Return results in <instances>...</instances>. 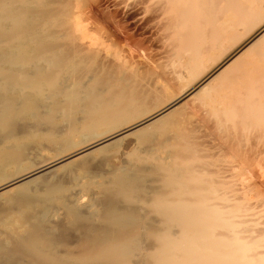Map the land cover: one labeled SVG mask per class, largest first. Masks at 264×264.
Wrapping results in <instances>:
<instances>
[{
	"label": "bare ground",
	"instance_id": "bare-ground-1",
	"mask_svg": "<svg viewBox=\"0 0 264 264\" xmlns=\"http://www.w3.org/2000/svg\"><path fill=\"white\" fill-rule=\"evenodd\" d=\"M212 1L164 6L181 13L173 64L187 81L264 22V0ZM72 8L0 0V264H264V209L248 196L264 156V45L241 61L264 29L164 106L118 53L83 44ZM183 98L199 101L218 152L180 128Z\"/></svg>",
	"mask_w": 264,
	"mask_h": 264
},
{
	"label": "rangeland",
	"instance_id": "rangeland-1",
	"mask_svg": "<svg viewBox=\"0 0 264 264\" xmlns=\"http://www.w3.org/2000/svg\"><path fill=\"white\" fill-rule=\"evenodd\" d=\"M51 1L59 2L61 0H51ZM66 1H68V0H66ZM218 1L220 4L215 3ZM221 1H224V0H215L214 2L212 1V3H215L214 5H216V4L219 5V6L216 5L218 8L222 5H225V3L222 4ZM69 2H71L73 5L72 10L83 16L84 21H85L84 24L86 25L85 27L87 28L86 33L91 37L89 40L86 39V40L82 41L83 44L91 43L90 41L92 40V37H93V40L94 39L98 40L97 42H98V44H100L99 48H101L103 50L101 52L102 53L101 55L107 56L105 60L111 59L112 58L111 56H113L115 53H118L121 56V58H123L125 61H127V64L129 62L137 70V73H138L137 75L138 76L140 75V76L139 77L136 76L135 78L139 79V80H136L134 78L133 81H135V82L137 81V83L140 85V86L138 85L139 88H141L142 90L147 91V92H151V91H153V93L155 91H157V93L159 92V94H157V93L156 94L159 96L158 97L159 99L163 98L161 100V101H163V103L167 100L168 101L170 100L172 102L174 99L180 97L183 93H185L189 88L191 89V88L195 87L196 85L200 84L212 72H214L217 68H219L222 65V63L224 62V60H227L228 58H230L231 54L233 55L234 51L238 50L241 47V45L243 47H245L244 43L246 42L248 44L251 41V39L254 38V36L256 34L255 32H259L260 30L264 29L263 28L264 22L262 20L263 23L260 22L261 24L259 23L258 24L259 26L255 27L256 28L255 31H252V30H251L252 32L250 31L251 34L253 33L252 35L249 34V31H246L245 33H247V32L248 33L246 35L244 34L245 36L243 37L245 40L243 39V41H241L242 38H238L237 41L239 40L238 41L239 43L238 42L236 43L233 41L237 45H235L232 42L233 45H235L236 47H230V45H229L231 50H229L227 52L224 51V52H226L225 53L226 56L224 55V57H223V54H221L222 55L220 57L221 59L216 57L217 62H215V63L206 62L205 67L207 69L209 67L208 70L204 67V69H206L207 71L206 70L205 71L203 70V71H204V73L205 72L206 73L203 74L202 76H200V78L198 80H195L196 82L195 81L191 82V81H187L188 80V77H187L188 73H187L186 69L183 68L184 66H179L177 64H173V62H176V60H177L176 57H175L176 59H174V57H173L174 53H175L174 49H175V47L178 46V42H179V41H177V38L179 36V32L177 33L176 29L178 27H180V24H182V23L179 22L180 21L179 17L177 18V16H178L177 14H181V13H178L175 9H173V11L170 12L169 7L167 9L164 8V6L168 2V0H69ZM263 9H264V6H263ZM166 10H169V12ZM174 10H175L176 14H175ZM172 12H174V15ZM111 15H112V17L113 16L114 17L112 18ZM171 15H173V17H172L173 20L170 19ZM263 16H264V12H263L262 17ZM174 18H175V20H174ZM171 21H173V22H171ZM170 23L173 25H171ZM258 28H260V29H258ZM179 31H180V28H179ZM239 33H237V34H239ZM174 34H176V36ZM242 34L243 33H241V35ZM77 35L78 34H75V36H77ZM237 37H239V36L237 35ZM246 37H247V39H246ZM249 39H250V41H249ZM178 40H179V38H178ZM260 41H259V43H256L257 47L254 46V47H256L254 50L255 52L253 51V53L251 52V54H247L246 55L247 57L245 56L246 58L244 57L243 60H241V61H249L252 57L256 56L261 51V49H262L261 47H263V45H264V43L262 44L264 39L260 40ZM241 42H242V44H241ZM226 44H227V42L225 41L224 46ZM229 44H231V43H229ZM227 46H228V44H227ZM226 47H224L223 50H225ZM229 47H227V48H229ZM95 48H96V46H95ZM234 49H236V50H234ZM176 51H177V49H176ZM224 52L222 51V53H224ZM168 55H169V57H166ZM175 56H178V55L175 54ZM218 59H219V61H218ZM111 60H113V59H111ZM221 60H223V62ZM209 63L210 64L213 63L211 65L212 67L208 66V65H210ZM130 64H128V65H130ZM163 68H165V69H163ZM179 68L182 70H180ZM162 69L164 70V72L162 71ZM174 70L176 71V73L180 72V73H177V75L181 74V77L183 78V80L178 81V78H176L177 75L174 72ZM170 72L171 73L173 72V73L171 74ZM158 74H160L161 76ZM163 74H165V75H163ZM171 75H176V77L175 76L173 77ZM159 77H160V79H159ZM170 77H171V79L172 78H174V79L170 80ZM143 78H145V79H143ZM175 78H176V80H175ZM186 78H187V80H186ZM140 79L142 80V84H141ZM138 81H140V82H138ZM176 81H177V83H176ZM180 82H183V83H180ZM184 82L185 83L189 82V83L185 84ZM185 85H187L188 87L186 88ZM147 86H148V88H147ZM143 87H144V89H143ZM184 89H186V90L183 92L182 90H184ZM164 91H166V92H164ZM181 91L183 93H180ZM186 98H183L182 101L180 102L181 107L179 108V113L184 118L183 119L181 116L179 117V118H182V119H180L181 120L180 121V128H183L185 131H188L190 129H195V130L198 129V130L202 131L204 133L203 135L206 137L203 139L201 138L202 139L201 143L202 142L204 143V144L202 143L201 146L206 147V149H208L207 147H209V148L212 147V149H213V147H215V150H216V148H217L216 145L219 143H218V140H216V138L213 136L215 134L210 133L211 131L213 132L212 122L209 119H207L208 116H206V112L199 107V101L198 100L186 99ZM168 101L165 102L163 105L166 106L167 104H169L170 101L169 102ZM149 102H150V106H152V108H153V110L151 112L158 111L159 109L164 107L160 103H156L153 100L152 101L150 100ZM148 105H149V103H148ZM150 113L147 115L152 114V113L151 114ZM210 124H212V126H210ZM208 127H211L212 129H210V131H208L209 130ZM201 133L199 132L198 136ZM209 133L213 137H211V135ZM203 135L201 134V136H203ZM201 139H199V141ZM133 140H134L133 137H128L125 139L123 145H124V148L126 150H129L131 148L132 144H130V143H132ZM263 142L264 141H262V143ZM257 143H258V145H262V143H260V141H258ZM199 144H200V142H199ZM210 144H211V146H209ZM44 148H45V146H44ZM47 148H48V146H47ZM51 149L49 150V148H48V150L50 152L43 149L41 154H44L43 155L44 157H52V156H54L55 151H53ZM212 149H208V150H211L208 152H212ZM215 150H213V151H215ZM217 150H218V148H217ZM51 151H53V152H51ZM203 151H204V148H203ZM205 152H207V151H205ZM208 154H210V153H208ZM263 170H264V156L261 157L259 164L254 166L253 179H252L253 182L251 183V186L249 189L250 192L248 194L249 198H251L250 200H253V201L257 200L260 202L262 201L260 209H262V208L264 209V174H263L264 172H263Z\"/></svg>",
	"mask_w": 264,
	"mask_h": 264
}]
</instances>
